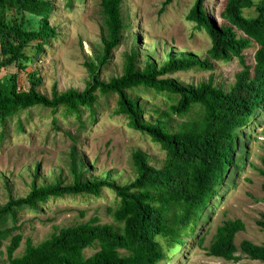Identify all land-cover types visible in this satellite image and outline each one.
<instances>
[{"label":"trees","instance_id":"16d2710c","mask_svg":"<svg viewBox=\"0 0 264 264\" xmlns=\"http://www.w3.org/2000/svg\"><path fill=\"white\" fill-rule=\"evenodd\" d=\"M170 2L165 0L159 12ZM121 5L122 0L99 2L101 48L84 62L90 80L82 90L59 91L54 86L47 95L38 89L42 79L34 70L26 73L27 89L18 86L16 73L8 78L0 76V123L20 111L41 106L52 112L61 109L64 117L78 119L82 128L80 115L84 109L89 111L88 119L96 118V92L114 94L113 113L123 115L129 127L159 144L164 151L162 164L152 165L144 151L135 149L131 154L135 173L131 180L120 184L90 176V166L79 155L76 139L70 135L67 166L71 180L64 183L56 178L40 185L33 180L25 196L9 197L0 205V246L9 237L5 246L8 264H160L167 260L170 251L186 243L185 235L197 237L195 229L207 219V209L223 187L222 178L241 131L264 112V0H226L219 14L224 22L219 25L209 16L204 0H194L185 19L210 38L205 57L191 53L169 55L158 64L148 54L139 65L138 51L132 44L123 55L122 72L103 80L100 68L120 45L125 28ZM53 10V0H0V72L9 66L26 70L44 46L56 38L57 28L50 22ZM29 14L36 19L34 27L29 26ZM253 44L256 48L252 64L245 61L243 51ZM234 57L241 69L227 88L216 84L210 74L197 83L172 76L194 68L213 70L215 63ZM136 90L163 94L169 103L164 108L156 107L155 116L145 119V102L140 95H133L138 94ZM175 116L181 119L177 121ZM52 123L56 125V118ZM4 134L2 130L0 138ZM261 161L264 165V156ZM261 173L264 175V168ZM103 188L112 190L117 197L116 206L108 208L112 223L92 218L63 226L36 244L26 238L24 250L15 255L23 238L15 232L20 226L4 225L9 219L16 220L18 210L26 206L36 209L50 198L66 195L99 196ZM256 224L264 231V213ZM244 229L239 218L222 221L207 253L226 260L237 261L245 256L264 263V240L254 243L245 238L236 245L235 235ZM203 239L199 237L198 242L201 244ZM94 246L97 249L85 256L84 250Z\"/></svg>","mask_w":264,"mask_h":264},{"label":"rangeland","instance_id":"374dc122","mask_svg":"<svg viewBox=\"0 0 264 264\" xmlns=\"http://www.w3.org/2000/svg\"><path fill=\"white\" fill-rule=\"evenodd\" d=\"M53 0L54 10L50 22L56 26L58 35L44 46V51L34 57L24 71L15 66L3 68L0 76L8 78L17 74L18 86L28 88L26 73L34 70L42 79L38 87L50 95L54 86L59 91L69 88L82 90L90 80L84 62L101 48L100 0ZM165 0H122L125 28L120 45L113 51L109 62L100 68L99 76L107 80L122 72L124 53L134 44L138 51V64H143L146 55L158 63L169 55L191 53L199 58L206 56L210 38L203 30H198L193 22L185 19V14L194 0H171L159 12ZM68 2V3H67ZM226 0H204L209 16L219 25L224 22L220 12ZM245 13H249L245 11ZM29 26H36V19L27 15ZM256 45L245 49V61L254 63L253 52ZM33 55V52H29ZM241 69L236 57L217 62L213 70L190 69L179 71L172 76L183 82L197 83L213 75L216 84L227 88L234 80L235 73ZM135 93V92H133ZM145 102L143 116L154 117L156 107L164 108L169 100L163 94L151 90H136ZM95 105L96 118L88 119L89 111L84 109L80 115L84 122L81 128L74 116L64 117L61 109L52 112L48 108L33 106L0 123V205L9 197L25 196L34 180L36 185L50 183L60 178L64 183L71 180L68 171V152L72 144L70 135L76 139L79 155L90 166V176L109 178L116 183H126L135 173L131 154L141 149L154 166H161L164 151L152 139L128 126L123 115H115L116 95H103L98 91ZM264 112L258 113L241 131L236 141L235 152L230 157L222 183L223 187L211 201L207 209V219L202 220L195 229L194 236L185 235L186 243L179 249L169 252V258L160 264H264L245 256L237 261L226 260L207 253V246L216 227L226 219H241L245 229L235 235L236 245L242 239L254 243L264 240V231L256 220L264 213ZM56 118V125L52 120ZM174 118V116H173ZM178 121L181 118L176 117ZM21 124V127L18 124ZM246 155V156H245ZM38 166L35 172V167ZM108 173H110L108 175ZM117 197L108 188H103L99 196L66 195L50 198L35 208L23 207L16 212V220H8L4 227L20 226L15 232L23 236L15 255H20L26 238L36 244L63 226L84 222L92 218L102 223H112L108 208H114ZM203 236V242H198ZM9 237L0 246V264H8L5 246ZM96 246L84 250L89 256ZM239 254V253H238Z\"/></svg>","mask_w":264,"mask_h":264}]
</instances>
